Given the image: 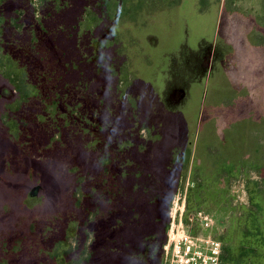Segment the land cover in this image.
Segmentation results:
<instances>
[{
	"label": "rangeland",
	"instance_id": "obj_1",
	"mask_svg": "<svg viewBox=\"0 0 264 264\" xmlns=\"http://www.w3.org/2000/svg\"><path fill=\"white\" fill-rule=\"evenodd\" d=\"M173 207L264 264V0H0V264H163Z\"/></svg>",
	"mask_w": 264,
	"mask_h": 264
},
{
	"label": "built area",
	"instance_id": "obj_2",
	"mask_svg": "<svg viewBox=\"0 0 264 264\" xmlns=\"http://www.w3.org/2000/svg\"><path fill=\"white\" fill-rule=\"evenodd\" d=\"M174 208V207H173ZM176 209H171L163 243V264H220L222 244L220 239L203 230L213 226L214 217L202 210L189 215L197 229L185 223L182 210L176 216Z\"/></svg>",
	"mask_w": 264,
	"mask_h": 264
},
{
	"label": "trees",
	"instance_id": "obj_3",
	"mask_svg": "<svg viewBox=\"0 0 264 264\" xmlns=\"http://www.w3.org/2000/svg\"><path fill=\"white\" fill-rule=\"evenodd\" d=\"M252 216H254V215H253V211L248 212V214L246 215V217H252ZM245 220H246V219H244L243 221H245ZM255 222H256L258 228H260V224L257 223V221H255ZM253 229H254V227H253ZM255 229H257L256 226H255ZM257 231H258V230H257ZM259 234H261V235H259L260 237H261V236L264 237V233H263L260 229H259ZM245 237H252V239H253V235H252V233H250V235H249V233H247ZM253 252H254V251H253ZM233 259H234L233 256H230V262H231V263H232L231 260H233Z\"/></svg>",
	"mask_w": 264,
	"mask_h": 264
},
{
	"label": "flooded vegetation",
	"instance_id": "obj_4",
	"mask_svg": "<svg viewBox=\"0 0 264 264\" xmlns=\"http://www.w3.org/2000/svg\"><path fill=\"white\" fill-rule=\"evenodd\" d=\"M213 51H214V49H213ZM213 60V58H211V61Z\"/></svg>",
	"mask_w": 264,
	"mask_h": 264
}]
</instances>
